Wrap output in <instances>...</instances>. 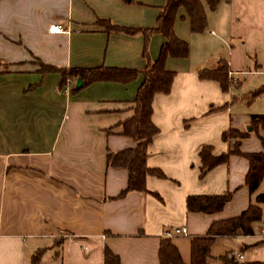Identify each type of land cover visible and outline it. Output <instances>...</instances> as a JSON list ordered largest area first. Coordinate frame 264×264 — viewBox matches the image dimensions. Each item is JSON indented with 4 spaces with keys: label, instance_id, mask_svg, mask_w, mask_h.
Listing matches in <instances>:
<instances>
[{
    "label": "crops",
    "instance_id": "crops-1",
    "mask_svg": "<svg viewBox=\"0 0 264 264\" xmlns=\"http://www.w3.org/2000/svg\"><path fill=\"white\" fill-rule=\"evenodd\" d=\"M163 4L0 0V264H102L104 247L121 264H158L164 230L181 226L185 235L169 240L182 263L190 264V238L204 235L212 222L234 217L248 205L260 209L252 232L216 237L205 262L224 264L225 256L232 264H264V203L256 200L264 194V175L250 191L244 182L247 159L229 154L199 176L197 154L201 145H210L214 155L227 153L234 142L242 153L262 151L264 125L252 128L250 117L264 115V92L252 98L248 93L264 87V54L253 50L252 56L246 55L253 60L247 72L259 77L249 91L235 93L232 88L240 85L233 74L248 68L243 67L248 64L245 56L237 67L231 58L223 61L228 77L235 80L226 90L214 80L199 78L198 70L214 69L222 60L208 63L202 54L191 56L192 35L199 33L190 31L179 8L173 32L187 43L188 55L164 61L174 74L169 91L152 97L150 119L157 132L146 146V167L163 176L147 174L144 192L128 191L119 198L127 174L107 167L105 155L134 146L122 134L121 122L132 115L142 75L73 90L75 78L59 85L57 72H41L40 64L143 69L165 41L152 33L145 45L142 33L154 27ZM50 24H60L64 31L49 33ZM229 129L246 135L223 140L221 133ZM224 192L231 197L216 212L185 207L186 196ZM38 250L39 260L31 263Z\"/></svg>",
    "mask_w": 264,
    "mask_h": 264
},
{
    "label": "trees",
    "instance_id": "trees-1",
    "mask_svg": "<svg viewBox=\"0 0 264 264\" xmlns=\"http://www.w3.org/2000/svg\"><path fill=\"white\" fill-rule=\"evenodd\" d=\"M219 0H164L163 6L158 11L153 28L144 29V44L152 33H160L165 41L161 44L157 57L153 61H146L141 70H127L110 67L93 68H56L49 65H41V72L55 71L59 74V85L67 79L75 78L81 81V86L95 81H118L128 82L137 73L142 75L135 96L132 100V115L121 122L122 134L129 137L134 146L116 152H107L105 163L107 167L114 169H124L126 171V185L116 197H122L128 191L144 192V179L147 174L162 177L163 174L158 169L147 168L145 165L146 146L157 132V128L151 122L152 112L151 100L155 93H167L173 78V71L164 67L166 57L186 58L188 55V45L185 41L177 38L173 32V22L179 8L183 9L189 21V29L193 33H201L206 28V16L204 4L209 10H214ZM228 1V0H225ZM132 32L131 29H126ZM202 79L216 81L222 90H226L231 80L228 77V67L226 62H221L214 69H200L197 72ZM74 87L73 90L79 89ZM264 92V87H259L248 93V96L255 97ZM250 125L255 128L257 123L264 125V115L250 117ZM245 132H238L233 129L223 131L221 138L228 137L241 138ZM200 161L199 176L205 174L215 165L225 162L229 154L242 155L248 161V169L244 177V182L250 191H253L264 175V144L263 149L257 153H242L238 150L237 142L227 153L214 155L210 145H201L198 149ZM231 197L230 192L212 195H189L185 198V207L188 211L213 213L220 210L225 202ZM257 202L264 203V194L256 196ZM260 220V209L256 205H248L238 215L212 222L204 235L190 238V264H206L205 260L209 256V247L213 240L219 236L247 235L252 232L251 225ZM41 251H35L31 256V263L39 260ZM158 264H183L175 246L168 237H163L159 241L157 251ZM224 264H232V261L223 256ZM102 264H121L118 257L108 248L103 249Z\"/></svg>",
    "mask_w": 264,
    "mask_h": 264
},
{
    "label": "rangeland",
    "instance_id": "rangeland-1",
    "mask_svg": "<svg viewBox=\"0 0 264 264\" xmlns=\"http://www.w3.org/2000/svg\"><path fill=\"white\" fill-rule=\"evenodd\" d=\"M203 6L208 29L192 35L189 45L191 56L200 57L202 54L208 63L219 62L216 58L222 61L231 58L236 67L245 56L244 63L248 64L243 67L248 68L243 69L246 70L243 73L233 74L232 78H237L240 85L232 88L235 93L253 89L259 77L247 72L253 69V60L246 55L252 56L250 51L253 50L258 55L264 54V0L221 1L213 11ZM229 44L232 49H228ZM232 78L231 82L235 83Z\"/></svg>",
    "mask_w": 264,
    "mask_h": 264
},
{
    "label": "built area",
    "instance_id": "built-area-1",
    "mask_svg": "<svg viewBox=\"0 0 264 264\" xmlns=\"http://www.w3.org/2000/svg\"><path fill=\"white\" fill-rule=\"evenodd\" d=\"M63 27L60 24H50L47 27V32L49 33H60L63 32ZM217 60H219L218 58H216ZM186 230L183 226L181 227H173V228H168L166 230H164L163 232V236L164 237H174V236H178V235H185ZM240 257V256H238Z\"/></svg>",
    "mask_w": 264,
    "mask_h": 264
},
{
    "label": "water",
    "instance_id": "water-1",
    "mask_svg": "<svg viewBox=\"0 0 264 264\" xmlns=\"http://www.w3.org/2000/svg\"><path fill=\"white\" fill-rule=\"evenodd\" d=\"M75 86H76V87L81 86V81H80L79 79H76V80H75Z\"/></svg>",
    "mask_w": 264,
    "mask_h": 264
}]
</instances>
